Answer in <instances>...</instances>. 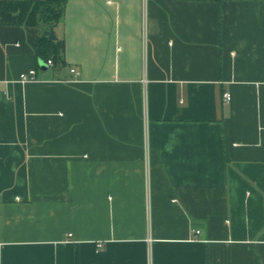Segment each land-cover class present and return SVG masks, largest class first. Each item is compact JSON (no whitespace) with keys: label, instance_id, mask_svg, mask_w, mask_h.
Segmentation results:
<instances>
[{"label":"crops","instance_id":"crops-1","mask_svg":"<svg viewBox=\"0 0 264 264\" xmlns=\"http://www.w3.org/2000/svg\"><path fill=\"white\" fill-rule=\"evenodd\" d=\"M63 2L60 64L0 23V264H264V0Z\"/></svg>","mask_w":264,"mask_h":264},{"label":"trees","instance_id":"trees-1","mask_svg":"<svg viewBox=\"0 0 264 264\" xmlns=\"http://www.w3.org/2000/svg\"><path fill=\"white\" fill-rule=\"evenodd\" d=\"M63 0H0V23L29 26L38 31L36 53L43 62L60 59L61 45L50 33L62 17Z\"/></svg>","mask_w":264,"mask_h":264},{"label":"built area","instance_id":"built-area-1","mask_svg":"<svg viewBox=\"0 0 264 264\" xmlns=\"http://www.w3.org/2000/svg\"><path fill=\"white\" fill-rule=\"evenodd\" d=\"M47 64L49 66H52L53 65V62L51 60H49L47 62ZM72 72H74L75 70L72 69L71 70ZM36 80V70H29L28 72H24L20 75L19 79H18V82L22 83V84H25V83H28V82H32V81H35ZM223 100L224 102L226 103H229L230 100H231V94L230 92H224L223 93ZM200 231H197V233H199ZM99 247L102 246V244H99L98 245Z\"/></svg>","mask_w":264,"mask_h":264},{"label":"water","instance_id":"water-1","mask_svg":"<svg viewBox=\"0 0 264 264\" xmlns=\"http://www.w3.org/2000/svg\"><path fill=\"white\" fill-rule=\"evenodd\" d=\"M50 39L51 40H55L56 39V35H55V32H54L53 29L51 30V33H50ZM41 65L43 66V62L42 61H41Z\"/></svg>","mask_w":264,"mask_h":264},{"label":"rangeland","instance_id":"rangeland-1","mask_svg":"<svg viewBox=\"0 0 264 264\" xmlns=\"http://www.w3.org/2000/svg\"><path fill=\"white\" fill-rule=\"evenodd\" d=\"M54 30V32H55V34L58 32H60V27H59V29L57 28V29H53ZM58 42V41H57ZM57 64H60V59L57 61ZM60 66V65H59Z\"/></svg>","mask_w":264,"mask_h":264}]
</instances>
